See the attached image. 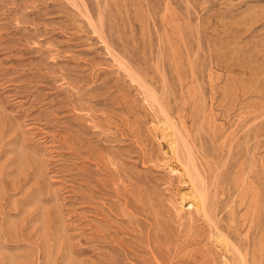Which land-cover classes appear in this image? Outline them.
Masks as SVG:
<instances>
[{
	"label": "rangeland",
	"instance_id": "obj_1",
	"mask_svg": "<svg viewBox=\"0 0 264 264\" xmlns=\"http://www.w3.org/2000/svg\"><path fill=\"white\" fill-rule=\"evenodd\" d=\"M0 264H264V0H0Z\"/></svg>",
	"mask_w": 264,
	"mask_h": 264
},
{
	"label": "bare ground",
	"instance_id": "obj_2",
	"mask_svg": "<svg viewBox=\"0 0 264 264\" xmlns=\"http://www.w3.org/2000/svg\"><path fill=\"white\" fill-rule=\"evenodd\" d=\"M88 20V19H87ZM95 33V32H94ZM132 78V77H131ZM136 78V77H135ZM139 81V80H138ZM139 86V85H138ZM151 88V87H150ZM152 91V90H151ZM156 94V93H155ZM148 101V100H147ZM146 101V102H147ZM161 101V100H160ZM166 122V121H165ZM174 136V135H173ZM172 137V136H171ZM175 137V136H174ZM176 142V141H175ZM176 145V144H175ZM186 145V144H185ZM169 147H170V150L172 151V153H174L173 151H174V149H175V147H173V143L172 144H169ZM177 148V147H176ZM188 148V147H187ZM182 166V165H181ZM169 168H170V166H169ZM171 170V169H170ZM172 172H175V171H172ZM179 173V172H178ZM186 173V172H185ZM193 181V180H192ZM195 189V188H194ZM202 193V192H201ZM200 193V194H201ZM200 194H198L197 192H195L194 193V196H193V198L188 202L189 204H188V211L189 212H191V211H193V210H196V207L197 206H203L204 207V198H203V196H201ZM186 200V199H185ZM181 202H182V200H181ZM203 207H202V209H203ZM182 210V209H181ZM204 212V211H203ZM226 236V235H225ZM229 243V242H228ZM224 244V243H223ZM227 244V243H226ZM227 246V245H226ZM207 255V254H206ZM246 263V262H245Z\"/></svg>",
	"mask_w": 264,
	"mask_h": 264
}]
</instances>
